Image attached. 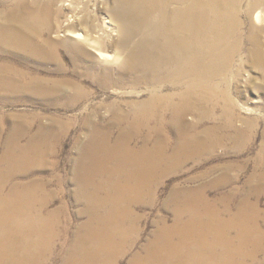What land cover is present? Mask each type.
Here are the masks:
<instances>
[{
	"label": "bare ground",
	"instance_id": "1",
	"mask_svg": "<svg viewBox=\"0 0 264 264\" xmlns=\"http://www.w3.org/2000/svg\"><path fill=\"white\" fill-rule=\"evenodd\" d=\"M12 1L0 0V90L28 91L30 103L56 113L26 142L20 124L0 133V264H54L56 254L58 264H120L129 255L128 264H245L264 253L257 203L243 200L234 209L231 194L207 193L235 183L239 175L229 169L247 168L248 159H219L194 178L219 172L209 185L174 187L166 202L173 219L161 218L137 250L136 208L152 207L165 177L200 165L225 140L229 153L242 156L255 138V119L237 124L231 98L211 89L236 52L232 7L226 12L219 0H114L110 9L102 0L96 11L97 0H48L20 13L15 2L23 0ZM197 108L206 110L189 120ZM73 126L89 137L73 174L87 219L70 243L67 205L51 208L59 193L34 178V167L56 155L51 140ZM254 164L249 179L264 182V151ZM54 179L60 192L64 180Z\"/></svg>",
	"mask_w": 264,
	"mask_h": 264
},
{
	"label": "rangeland",
	"instance_id": "2",
	"mask_svg": "<svg viewBox=\"0 0 264 264\" xmlns=\"http://www.w3.org/2000/svg\"><path fill=\"white\" fill-rule=\"evenodd\" d=\"M14 2L16 0H13ZM12 1V2H13ZM48 0H23L19 2L20 13H26L30 5L39 4L44 7ZM62 1V0H61ZM108 1L109 8L114 6V0ZM220 6L226 9L232 7L231 16L228 22L236 29V34L232 38L236 52L228 60L225 61L227 68L218 74V78L212 79L211 89L219 98L228 96L230 101L235 105L238 122L245 118L255 119V138L249 149L242 156L231 154L227 148H231L232 143L225 140L222 145H219L215 151V155L209 159L202 161L198 166L190 163L183 169H178L175 173L165 177L158 190L157 199L151 206H141L136 208V212L140 215L139 229L141 236L138 242V247L142 246L150 238V235L157 229L159 220L166 218L169 222L173 219V214L167 209L166 202L174 187L180 186L183 188L197 189L201 185L211 184L213 178L218 176L219 172L208 174L202 179H194L210 171L211 167L216 164L219 159L230 162H241L249 160L247 168L242 164H236L229 169L231 175H239V179L235 183H227L222 188H210L208 195L212 199H219L226 194H231V205L235 209L238 202L247 200L252 203H257V211L264 215V182L249 179L255 169L254 160L258 153L264 151V0H219ZM64 2V1H62ZM58 2L56 8H64V3ZM102 0H97V6L93 9L96 11L102 6ZM60 6V7H59ZM12 8L8 7V11ZM262 13V20L256 21V14ZM100 21L107 18L102 11L98 13ZM64 27L67 29L66 23ZM63 29V24L61 30ZM64 35L61 31L57 33V38H62ZM61 54L63 55L64 52ZM234 57V58H233ZM65 63L68 59L63 57ZM220 75V76H219ZM216 81V82H215ZM216 84V86H214ZM115 96L120 93H110ZM22 95V96H21ZM31 93L28 91H11L0 90V133L5 137L11 126L20 124L24 129V142L35 134L39 124H48V117L55 114L56 111L51 109H42L35 104L30 103ZM122 95V94H120ZM107 98V96H105ZM5 99V103L2 100ZM206 109L197 108L195 112L188 114V119L197 116L199 112ZM66 113V111H61ZM76 112H68V115H76ZM194 113V114H193ZM246 126V124H245ZM77 126L68 131L65 135L59 137V141L51 140L52 145L56 147V155L46 157L44 161L37 163L34 167V178H42L48 182L49 189L55 193H59L57 200L54 201L51 208L66 204L68 213L71 219V237L70 243L73 241L76 233H73L78 225L82 224L87 218L80 215L83 208V203L76 200L75 191L76 185L73 181V174L76 167V162L79 157V146L81 143L88 141L89 137L86 134L79 132ZM60 145V146H59ZM53 146V147H54ZM225 146V147H223ZM226 148V149H225ZM237 157V158H236ZM232 158V159H231ZM56 162V166H52V162ZM264 170V164L258 169ZM42 173V174H41ZM45 173V174H44ZM54 174V175H53ZM45 176V177H44ZM61 176L64 180L63 186L59 189L54 178ZM258 187L259 194H251V188ZM63 202V203H62ZM263 226V222H260ZM60 243V241H58ZM54 264L60 263L59 256L56 254ZM130 255L121 259L120 264H128ZM245 264H264V253H259L254 259H248Z\"/></svg>",
	"mask_w": 264,
	"mask_h": 264
}]
</instances>
